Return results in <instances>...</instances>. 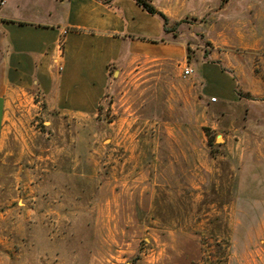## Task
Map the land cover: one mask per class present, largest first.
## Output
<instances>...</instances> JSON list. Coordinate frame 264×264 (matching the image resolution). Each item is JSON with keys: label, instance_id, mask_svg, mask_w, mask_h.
I'll use <instances>...</instances> for the list:
<instances>
[{"label": "rangeland", "instance_id": "374dc122", "mask_svg": "<svg viewBox=\"0 0 264 264\" xmlns=\"http://www.w3.org/2000/svg\"><path fill=\"white\" fill-rule=\"evenodd\" d=\"M151 2L168 32L89 109L6 98L0 264H264V0Z\"/></svg>", "mask_w": 264, "mask_h": 264}, {"label": "crops", "instance_id": "0c3cea01", "mask_svg": "<svg viewBox=\"0 0 264 264\" xmlns=\"http://www.w3.org/2000/svg\"><path fill=\"white\" fill-rule=\"evenodd\" d=\"M1 1L0 120L5 119L6 98L19 88H33L57 109H89L103 96L109 67L146 56V44L158 43L164 34L162 20L134 0ZM63 31L66 57L57 75L52 52ZM222 78L226 90L212 94L232 98L235 81Z\"/></svg>", "mask_w": 264, "mask_h": 264}, {"label": "trees", "instance_id": "16d2710c", "mask_svg": "<svg viewBox=\"0 0 264 264\" xmlns=\"http://www.w3.org/2000/svg\"><path fill=\"white\" fill-rule=\"evenodd\" d=\"M134 1L147 13L158 16L163 22L164 32H168V30L166 29L168 17L165 14H163L161 11H158L156 7L152 4L151 0H134Z\"/></svg>", "mask_w": 264, "mask_h": 264}, {"label": "built area", "instance_id": "2783aa9c", "mask_svg": "<svg viewBox=\"0 0 264 264\" xmlns=\"http://www.w3.org/2000/svg\"><path fill=\"white\" fill-rule=\"evenodd\" d=\"M2 4H3V2L1 1L0 5H2ZM65 35H66V31H63L61 36L64 38ZM57 42H59V38H58ZM193 73H194V70L189 65H185L182 69V76L184 78L191 76ZM210 100H211V102H216V98L212 97Z\"/></svg>", "mask_w": 264, "mask_h": 264}]
</instances>
